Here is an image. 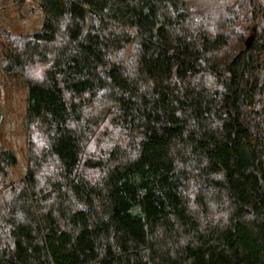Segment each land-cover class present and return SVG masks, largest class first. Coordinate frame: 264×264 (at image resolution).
Returning <instances> with one entry per match:
<instances>
[{
	"label": "trees",
	"instance_id": "trees-1",
	"mask_svg": "<svg viewBox=\"0 0 264 264\" xmlns=\"http://www.w3.org/2000/svg\"><path fill=\"white\" fill-rule=\"evenodd\" d=\"M32 1L0 264H264V0Z\"/></svg>",
	"mask_w": 264,
	"mask_h": 264
},
{
	"label": "rangeland",
	"instance_id": "rangeland-1",
	"mask_svg": "<svg viewBox=\"0 0 264 264\" xmlns=\"http://www.w3.org/2000/svg\"><path fill=\"white\" fill-rule=\"evenodd\" d=\"M44 14L32 0L23 4L8 2L0 7V148L11 149L17 165L11 168L13 179L24 175L26 167V136L22 125L26 113L27 89L20 81L7 77L1 68L2 32L32 35L41 31Z\"/></svg>",
	"mask_w": 264,
	"mask_h": 264
},
{
	"label": "water",
	"instance_id": "water-1",
	"mask_svg": "<svg viewBox=\"0 0 264 264\" xmlns=\"http://www.w3.org/2000/svg\"><path fill=\"white\" fill-rule=\"evenodd\" d=\"M249 41H250V37L248 38L247 42H246V45L248 46L249 45Z\"/></svg>",
	"mask_w": 264,
	"mask_h": 264
}]
</instances>
